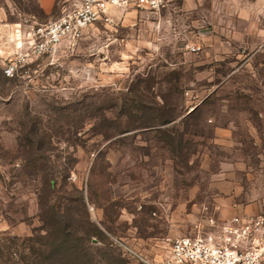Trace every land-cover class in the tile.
<instances>
[{
    "label": "rangeland",
    "instance_id": "rangeland-1",
    "mask_svg": "<svg viewBox=\"0 0 264 264\" xmlns=\"http://www.w3.org/2000/svg\"><path fill=\"white\" fill-rule=\"evenodd\" d=\"M75 3L0 0V264H42L49 211L75 213L92 264H144L122 242L160 258L211 218L261 214L264 0L115 7L23 58L29 16Z\"/></svg>",
    "mask_w": 264,
    "mask_h": 264
},
{
    "label": "built area",
    "instance_id": "built-area-1",
    "mask_svg": "<svg viewBox=\"0 0 264 264\" xmlns=\"http://www.w3.org/2000/svg\"><path fill=\"white\" fill-rule=\"evenodd\" d=\"M167 0H76L73 7L59 16L39 22L36 14L29 18L34 23L28 48L21 44L23 58L54 54L63 41L76 42L85 29L98 20H114L112 9L143 7L160 9ZM15 32H21L17 22ZM15 67H6L14 74ZM207 232L194 235H177L169 239L165 256L148 259L126 246L127 253L136 255L144 264H264V211L257 216L236 214L224 220L211 218Z\"/></svg>",
    "mask_w": 264,
    "mask_h": 264
},
{
    "label": "trees",
    "instance_id": "trees-1",
    "mask_svg": "<svg viewBox=\"0 0 264 264\" xmlns=\"http://www.w3.org/2000/svg\"><path fill=\"white\" fill-rule=\"evenodd\" d=\"M45 183L51 184L47 177ZM82 205H85L84 201H82ZM57 212L49 211L46 216L44 215L48 228L46 235L40 239L38 248L39 253L42 255L41 263L92 264L86 245L87 240L80 225H76L78 219L75 217V213L71 212L69 208H66V211L63 212ZM84 219L87 224L94 227L95 231L98 230L95 223L90 220L88 213L79 220L84 221Z\"/></svg>",
    "mask_w": 264,
    "mask_h": 264
},
{
    "label": "crops",
    "instance_id": "crops-1",
    "mask_svg": "<svg viewBox=\"0 0 264 264\" xmlns=\"http://www.w3.org/2000/svg\"><path fill=\"white\" fill-rule=\"evenodd\" d=\"M56 0H35V4L44 12H50Z\"/></svg>",
    "mask_w": 264,
    "mask_h": 264
}]
</instances>
